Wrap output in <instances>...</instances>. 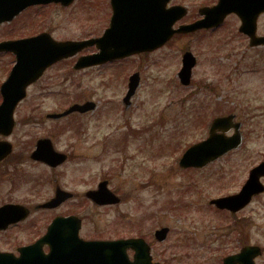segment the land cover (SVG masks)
Listing matches in <instances>:
<instances>
[{
  "label": "rangeland",
  "instance_id": "1",
  "mask_svg": "<svg viewBox=\"0 0 264 264\" xmlns=\"http://www.w3.org/2000/svg\"><path fill=\"white\" fill-rule=\"evenodd\" d=\"M107 1L77 0L64 9L49 5L37 13L25 10L0 25V40L41 31L50 32L59 41L89 38L96 28L101 30L107 24L103 18L108 13ZM175 1L188 8L180 23L192 21L201 5L212 2ZM257 21L256 32L263 35L264 14ZM223 23L211 33L176 35L151 55L126 60L123 67L75 71L74 57L43 73L36 85L27 89L14 114L17 149L24 156L17 166L28 173H19L10 198L30 207L47 198L51 184L37 178L30 181L29 175L50 173L29 168L25 152L33 141L49 137L57 149L79 155L63 167L61 179L66 189H74L81 198L68 202L61 212L76 213L84 236H141L150 243L153 259L161 264H219L221 256L242 244L259 245L263 250L264 193L236 219L215 211L208 202L237 192L248 169L264 161V46L248 47L235 15ZM185 51L197 58L188 88L180 86L176 76ZM11 63V56H0V82L8 76ZM134 71H140L141 83L127 110L121 101L127 90L126 78ZM206 85L214 90L206 91ZM87 100L96 104L95 111L58 121L46 118ZM229 113L243 123L240 149L203 170L180 169L183 151L207 136L214 117ZM103 177L121 203L85 204L82 192L95 188ZM33 213L32 222L46 223L48 213ZM162 226L169 227L170 234L159 243L153 238L154 231ZM4 246L0 241V247ZM256 262L264 264V251Z\"/></svg>",
  "mask_w": 264,
  "mask_h": 264
},
{
  "label": "water",
  "instance_id": "2",
  "mask_svg": "<svg viewBox=\"0 0 264 264\" xmlns=\"http://www.w3.org/2000/svg\"><path fill=\"white\" fill-rule=\"evenodd\" d=\"M53 0H0V22L11 20L17 13L30 4L36 2H46ZM61 1L63 4H69L73 0H54ZM165 0H112L114 16L111 21V27L106 34L99 40H91L82 43H62L56 44L48 40V36H38L31 39H25L16 42H8L0 45V49H12L16 52L18 63L14 67L6 83L3 85L4 100L0 107V126L7 133L12 127V113L17 103L24 98L26 87L35 81L45 69L51 56L62 55L69 56L82 49L85 45L96 43L100 48L98 55L82 58L76 64V68L101 62L108 59L122 57L135 52L148 51L161 46L163 42L171 36L167 35L168 28L172 20L182 16V10L172 9L164 11ZM236 12L242 19L240 30L250 36V46L264 44V37H257L256 18L260 12L264 11V0H221L218 6L210 9L206 13V19L190 26H184L180 31H195L199 28L211 27L219 24L224 16L229 12ZM178 13V15H177ZM194 60L186 54L184 66L180 73L181 81L189 84L190 69ZM137 75L131 78L129 92L125 98L126 107L129 105V99L134 93L138 84ZM89 104L83 106L73 105L66 111L58 115L49 117L59 119L69 115L74 111L85 112L92 106ZM232 116L219 117L213 120L209 131V137L200 143L191 146L180 159L179 166L203 167L213 160L224 155L232 149L240 147L242 144V135L239 132L240 124L232 123ZM235 129V134L231 137H225L224 134H217L218 130L223 132ZM6 130V131H5ZM35 160L43 161L50 166H57L65 160V156L54 152L52 144L48 139H41L37 142L36 150L32 154ZM264 177V163L251 171L249 179L246 181L242 190L233 196L220 198L212 201L219 209H227L232 212L240 210L250 201L251 197L262 193L264 186L260 178ZM106 182L99 185V190L87 194L98 205L106 203H117L116 199L107 190ZM70 195L57 192L56 197L52 199L50 206H56L68 199ZM47 206V205H46ZM1 213L9 215V212L0 210ZM0 213V222L6 219L7 215ZM10 216L15 219L16 212ZM67 224L72 226L70 232L77 235L79 220L77 218H57L53 220L52 226ZM168 228L156 231L155 237L162 242L166 239ZM86 245L95 246L93 254L89 259L81 260L75 257H69V254L63 256L60 263L66 264H153L151 262L149 246L142 239L118 240L114 242H90ZM93 248V247H92ZM132 248L135 252L134 261L130 262L126 255V249ZM260 249L258 247H246L239 256L224 259V264H253V258L258 256ZM239 259V260H238ZM48 264V263H46ZM159 264V263H154Z\"/></svg>",
  "mask_w": 264,
  "mask_h": 264
},
{
  "label": "flooded vegetation",
  "instance_id": "3",
  "mask_svg": "<svg viewBox=\"0 0 264 264\" xmlns=\"http://www.w3.org/2000/svg\"><path fill=\"white\" fill-rule=\"evenodd\" d=\"M167 3L164 7V10H169L170 8L174 7V6H178V3H176L175 0H166ZM218 1V0H216ZM215 0H212V2H210V4L208 5H201L197 11V15L196 17L190 21L193 22L197 19L200 18L199 16V10L202 7H207L210 5H213L215 2ZM76 2V1H75ZM75 2H73L72 4H74ZM108 13H106L104 15V19H105V24L103 28L95 29V33L94 36H91L89 38H98L101 37L110 27L112 18L114 16V8L112 7V1L108 0ZM71 4V5H72ZM49 5H54L55 8H67L66 6L63 7L62 4L59 3H47V4H37V5H32L30 7H28L26 10H33L35 11V13H37L36 11H39L41 8V10L48 8ZM70 5V6H71ZM50 7V6H49ZM69 7V6H68ZM38 21L35 22V24ZM188 22V23H190ZM179 23H176L174 25V28L178 27ZM202 32V31H200ZM41 33H48L52 36V34L48 31H41L39 32ZM39 33H36L32 36H35ZM53 37V36H52ZM2 41V39L0 40ZM96 47H90L87 49L82 50V54L81 52L77 55V57L81 56V55H87V54H93L95 53ZM152 53H150L149 55H151ZM2 55H9V53H2L0 52V56ZM144 56V54L142 55ZM76 57V56H75ZM76 57V58H77ZM135 57V56H132ZM130 57V58H132ZM129 57L127 58H123V59H116V60H108L107 62L101 64V65H95V66H91V67H86L82 70H88L91 68H107L112 69L115 66H119V67H123V63L130 59ZM71 59V58H70ZM66 59H63L61 61H58L56 63H54L50 68L57 66L58 64H60L61 62L65 61ZM77 60V59H76ZM48 68L45 73L50 69ZM128 79V76L127 78ZM40 80V79H39ZM37 80L36 82H34L33 84H31V86L36 85V83L39 81ZM29 86V87H31ZM2 94L0 91V104L2 102ZM90 101V100H87ZM85 101V102H87ZM84 103V102H83ZM132 106V105H131ZM131 106L128 108L130 109ZM96 106L94 107V109L92 111H95ZM127 109V110H128ZM15 114V113H14ZM88 113L85 114H80V116L86 115ZM72 115H79L78 113L72 114ZM14 124H16V121L14 120ZM231 133V132H230ZM229 133V134H230ZM18 134L15 135V127L10 129L9 132L7 133H2V130L0 132V209L1 208H5L7 211H15L18 213V216L15 217V219H13L10 215L2 222H0V241L4 247H0V254H6L4 257V260L0 262V264H16L17 259L21 256V250L25 249V248H29L31 246L36 245L37 243L40 242V239L43 238L45 235L48 234V230L49 227L52 223V221L57 218V217H65L68 214L67 213H62L61 209H63V207L69 202H73L77 199H80V193H78L77 191H75L74 189L72 190H68L66 189V186L62 184V177L64 176V172H63V167H65L67 165V163L69 161H71L72 158L78 157V154H73L72 152L70 153V151H66V150H59L55 147V145L53 144L54 150L56 152H58V154H65L67 156V159L58 164L57 166H50L49 164L40 161V160H34L32 159L30 156L32 154V152L35 149V142L33 141L31 143V149L28 152H25V158H26V162L28 164L29 168H39L42 171H47L50 174L48 176H35V175H29V180L30 181H34L33 179L37 178V180H45L47 183H50L51 186L49 188L48 191V195L47 198L45 200H43V202H39V204L34 205L33 207H30L29 205L25 204V203H19V202H15L12 200V197L14 195L13 192V188L16 186V184L18 185L17 179L19 176V173H28V171H19L18 169V162L20 160H22V158L24 157L22 153H20V151L17 149L18 148ZM54 151V152H55ZM208 167V166H207ZM204 168H200V169H194L191 168L192 171H198V170H203ZM98 182V181H97ZM109 183V180H108ZM6 190L5 192L3 190ZM95 190L96 188H88L87 190L83 191L82 195L85 198L87 192ZM62 191L65 192V194H70L71 197L68 200L63 201L62 203L56 205V206H46V207H42L43 204L49 203L57 194V192ZM5 195V196H4ZM10 195V196H9ZM198 196L199 198H203L204 194L202 193V191H198ZM210 198V197H209ZM207 198V199H209ZM84 200V199H83ZM82 202V200H80ZM86 201V202H85ZM85 204L87 205H93L88 199L84 200ZM209 202V201H208ZM83 204V203H82ZM81 204V205H82ZM15 206H22L24 210H27V216L25 219L20 220V221H16L18 219H20V217H23L22 215H24L23 211H19L17 209H15ZM86 206V205H85ZM209 206L211 208H213L215 211H218L220 213H227L229 215H231L234 219L236 216H238V213L242 212H236L235 214L226 211V210H218L215 206H213L212 204L209 203ZM33 211H42V212H46L48 213V215H46L47 220L45 221L46 223L43 224H39V223H35L32 222L31 218L33 217ZM12 212H10L9 214H11ZM72 214V213H70ZM69 214V215H70ZM236 219V218H235ZM62 230L65 231L67 229V225H62L61 226ZM83 226L81 224L80 230L79 231V237L84 239L85 241H92V240H98L99 238L95 235H89V236H84L83 235ZM67 237H71L70 233L65 232H59V233H53L50 237L49 240L44 241L43 244H40L39 246L34 247L33 249H31V251L29 252V257L31 259L33 258H38V257H42L45 255L50 254L51 252V242L57 239L62 238L63 241L66 243L67 241ZM242 246H239L238 249L236 248L234 251H232L231 253H236Z\"/></svg>",
  "mask_w": 264,
  "mask_h": 264
}]
</instances>
